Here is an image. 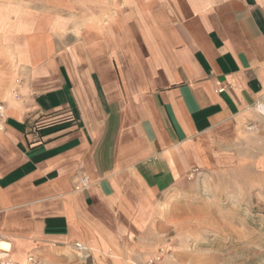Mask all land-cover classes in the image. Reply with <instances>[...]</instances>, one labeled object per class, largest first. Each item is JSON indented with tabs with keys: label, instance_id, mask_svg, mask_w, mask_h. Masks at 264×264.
<instances>
[{
	"label": "crops",
	"instance_id": "1",
	"mask_svg": "<svg viewBox=\"0 0 264 264\" xmlns=\"http://www.w3.org/2000/svg\"><path fill=\"white\" fill-rule=\"evenodd\" d=\"M0 103L12 260H148L166 194L264 147V0H0Z\"/></svg>",
	"mask_w": 264,
	"mask_h": 264
},
{
	"label": "rangeland",
	"instance_id": "2",
	"mask_svg": "<svg viewBox=\"0 0 264 264\" xmlns=\"http://www.w3.org/2000/svg\"><path fill=\"white\" fill-rule=\"evenodd\" d=\"M250 148L231 167L196 175L161 199L148 260L106 264H264V147Z\"/></svg>",
	"mask_w": 264,
	"mask_h": 264
},
{
	"label": "built area",
	"instance_id": "3",
	"mask_svg": "<svg viewBox=\"0 0 264 264\" xmlns=\"http://www.w3.org/2000/svg\"><path fill=\"white\" fill-rule=\"evenodd\" d=\"M5 119H6V107H5L4 103H0V131L3 129ZM80 182L83 186H85L88 184V178L83 177V178H81ZM78 247H79L78 248L79 251H81V252L87 251V250L83 249L81 246H78ZM162 252H164V251H162ZM161 255H163V254H161ZM161 255L157 256L156 258H153L152 260H160ZM0 264H16L12 260L10 251L3 249L1 246H0ZM26 264H41V262L39 260H36V258H34V257H29ZM150 264H153V261Z\"/></svg>",
	"mask_w": 264,
	"mask_h": 264
},
{
	"label": "trees",
	"instance_id": "4",
	"mask_svg": "<svg viewBox=\"0 0 264 264\" xmlns=\"http://www.w3.org/2000/svg\"><path fill=\"white\" fill-rule=\"evenodd\" d=\"M71 121V117H65L62 115L47 116L46 118L36 121L34 127L37 131H44L65 125Z\"/></svg>",
	"mask_w": 264,
	"mask_h": 264
},
{
	"label": "bare ground",
	"instance_id": "5",
	"mask_svg": "<svg viewBox=\"0 0 264 264\" xmlns=\"http://www.w3.org/2000/svg\"><path fill=\"white\" fill-rule=\"evenodd\" d=\"M0 246H1L2 248H7L6 243L4 244V243L0 242Z\"/></svg>",
	"mask_w": 264,
	"mask_h": 264
}]
</instances>
